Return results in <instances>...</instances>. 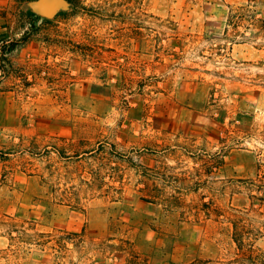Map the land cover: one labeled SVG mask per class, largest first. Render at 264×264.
Returning a JSON list of instances; mask_svg holds the SVG:
<instances>
[{
	"label": "rangeland",
	"instance_id": "374dc122",
	"mask_svg": "<svg viewBox=\"0 0 264 264\" xmlns=\"http://www.w3.org/2000/svg\"><path fill=\"white\" fill-rule=\"evenodd\" d=\"M246 3L0 0V264H202L236 227L264 254V39L226 36Z\"/></svg>",
	"mask_w": 264,
	"mask_h": 264
},
{
	"label": "trees",
	"instance_id": "16d2710c",
	"mask_svg": "<svg viewBox=\"0 0 264 264\" xmlns=\"http://www.w3.org/2000/svg\"><path fill=\"white\" fill-rule=\"evenodd\" d=\"M26 1L32 2L35 0ZM260 11H262L261 16L258 15ZM27 14L31 17L34 24V18L36 17L35 13L29 10ZM227 26L226 36L233 41L239 38L238 40L242 43L251 42L252 40L246 35V32L250 30L257 33L256 38L264 39V0H247V3L244 6L236 9L231 8L228 14ZM240 28L245 29L244 32H241ZM228 29H231L232 32L229 33ZM24 35L21 41L27 42V36ZM250 184L255 185L253 182H250ZM260 187L259 189H261ZM249 198L252 205L255 200H259L264 203V197L249 195ZM246 233H248V231H245V229L239 230L237 227L233 231L232 239L236 245L233 258L226 260L221 258L210 259L203 261L202 264H264V254L260 253L252 243L246 242L244 237Z\"/></svg>",
	"mask_w": 264,
	"mask_h": 264
},
{
	"label": "water",
	"instance_id": "95a60500",
	"mask_svg": "<svg viewBox=\"0 0 264 264\" xmlns=\"http://www.w3.org/2000/svg\"><path fill=\"white\" fill-rule=\"evenodd\" d=\"M34 9L36 12L38 13H41V14H44V15H48L45 13V11L43 10L42 6H41V3H38V4H34L33 5Z\"/></svg>",
	"mask_w": 264,
	"mask_h": 264
}]
</instances>
